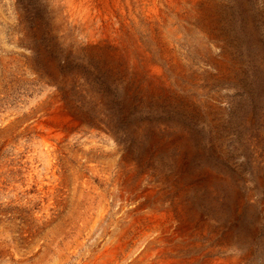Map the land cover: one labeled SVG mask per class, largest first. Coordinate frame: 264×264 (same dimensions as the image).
Returning a JSON list of instances; mask_svg holds the SVG:
<instances>
[{
    "label": "rangeland",
    "instance_id": "rangeland-1",
    "mask_svg": "<svg viewBox=\"0 0 264 264\" xmlns=\"http://www.w3.org/2000/svg\"><path fill=\"white\" fill-rule=\"evenodd\" d=\"M81 4L0 0V264H264V0Z\"/></svg>",
    "mask_w": 264,
    "mask_h": 264
},
{
    "label": "bare ground",
    "instance_id": "bare-ground-1",
    "mask_svg": "<svg viewBox=\"0 0 264 264\" xmlns=\"http://www.w3.org/2000/svg\"><path fill=\"white\" fill-rule=\"evenodd\" d=\"M81 1V5H85L87 8L89 7H95L96 5H101L100 7L103 8V10L106 12L104 17L100 18V15L98 16V14L96 16V18H94L92 16L91 17H87V19H83L84 20V24L86 23V21H88L90 23L91 22H95L97 24V27L99 29L98 33L102 36L105 37H115V33L118 34V30L120 29L119 27H121L122 33H123V26L121 25L122 23L120 22V16H118L119 19H116L115 21L113 20V13L111 11V8L113 9H119V13H122L123 8H128L131 9L133 4H135V13L138 15L139 17L144 20L145 25L143 24L144 28H148L146 26L147 22H150L152 25H150V30H152L153 28H155L156 26L158 27V29L160 30L161 27V22H163V19H167L168 18V12H172L173 13V17L178 18L180 20H182L183 17H181V12L183 11V6L187 7L190 10L193 11V13H197L198 9H196V7L200 4L201 0H80ZM75 3V2H74ZM80 3H78L79 5ZM80 7V6H78ZM99 7V6H98ZM77 8V7H76ZM84 8V7H83ZM86 9V8H85ZM127 9V10H128ZM71 10V9H70ZM84 10V9H83ZM87 10V9H86ZM97 10V8H96ZM95 10V11H96ZM102 10V9H101ZM102 10V11H103ZM205 10V9H204ZM77 11V10H76ZM80 11V10H79ZM93 11V9H92ZM116 11V10H115ZM124 11V10H123ZM129 11V10H128ZM117 12V11H116ZM131 12V11H130ZM134 12V11H133ZM85 13V12H84ZM88 13V12H87ZM99 13V12H98ZM128 13V12H127ZM92 14V13H91ZM74 15V14H73ZM80 15V14H79ZM86 15V14H85ZM199 15V14H197ZM81 16V15H80ZM130 16V15H129ZM71 17V16H70ZM116 17V16H115ZM84 18V17H83ZM123 18V16H122ZM128 18V17H127ZM124 19V18H123ZM82 20V19H81ZM133 20V19H132ZM80 21V20H78ZM125 21V20H124ZM134 21V20H133ZM130 22V21H129ZM132 22V21H131ZM188 22V21H187ZM94 25V23H92ZM124 24V23H123ZM126 24V23H125ZM129 24V23H128ZM137 24V23H136ZM79 26V25H78ZM88 26V25H86ZM90 26V25H89ZM138 26V25H137ZM95 27V26H94ZM92 27V28H94ZM96 27V28H97ZM126 27V26H125ZM156 27V28H157ZM81 28V27H80ZM89 28V27H86ZM119 28V29H118ZM129 28V27H127ZM162 28V27H161ZM90 29V28H89ZM88 29V30H89ZM85 30V29H84ZM128 30V29H127ZM93 31V30H92ZM145 31V29H144ZM125 32V31H124ZM151 32V31H150ZM90 33V30H89ZM92 33V32H91ZM121 33V32H120ZM162 33V32H161ZM170 33V32H169ZM94 34V33H93ZM93 34H91L90 36H92ZM148 34V32H147ZM165 34V33H164ZM86 35V33H85ZM88 36V35H87ZM98 36V35H97ZM96 36V38H97ZM121 36V35H120ZM132 36V35H131ZM159 36V35H158ZM93 37V36H92ZM136 37V36H134ZM166 37V36H165ZM174 37V36H172ZM100 38V37H99ZM98 38V40H99ZM132 38V37H131ZM89 39V38H88ZM91 39V38H90ZM151 39V38H150ZM161 39V38H160ZM159 39V40H160ZM95 40V39H94ZM114 40V39H112ZM120 40V39H119ZM122 40V39H121ZM107 41V40H105ZM104 42V41H103ZM165 43V40H164ZM135 45V43H133ZM150 44V43H149ZM142 45V44H141ZM140 45V46H141ZM173 45V44H172ZM175 46V45H174ZM143 47V46H142ZM138 49L137 50V54H139V56H143V57H147L149 54L145 53L144 51L140 50V48H135ZM143 49V48H142ZM145 50V49H144ZM130 51V50H129ZM132 51V50H131ZM170 51V50H169ZM133 52V51H132ZM166 52V51H165ZM164 51H161L160 56H166L167 54ZM130 53V52H129ZM135 53V52H134ZM133 53V54H134ZM128 55V54H127ZM150 56V55H149ZM148 56V57H149ZM126 57V56H125ZM149 248V247H148ZM147 250V248H146ZM160 254V253H159ZM158 254V255H159ZM143 255V254H142ZM146 255V254H145ZM152 255V254H151ZM168 255V254H167ZM139 258V257H138ZM142 258V256H141ZM172 259V258H171ZM142 260V259H141ZM144 260V259H143ZM138 261V260H137ZM142 262V261H141Z\"/></svg>",
    "mask_w": 264,
    "mask_h": 264
}]
</instances>
